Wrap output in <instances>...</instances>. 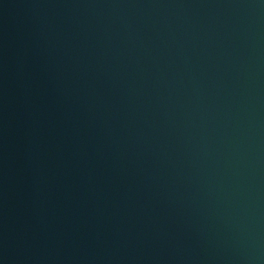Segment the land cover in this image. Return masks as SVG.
Masks as SVG:
<instances>
[{
	"label": "water",
	"instance_id": "1",
	"mask_svg": "<svg viewBox=\"0 0 264 264\" xmlns=\"http://www.w3.org/2000/svg\"><path fill=\"white\" fill-rule=\"evenodd\" d=\"M0 264H264V0H0Z\"/></svg>",
	"mask_w": 264,
	"mask_h": 264
}]
</instances>
